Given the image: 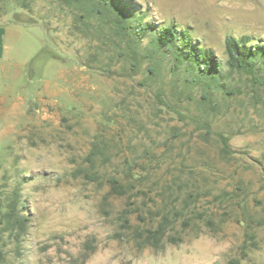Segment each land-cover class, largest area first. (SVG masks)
Masks as SVG:
<instances>
[{
    "label": "rangeland",
    "instance_id": "obj_1",
    "mask_svg": "<svg viewBox=\"0 0 264 264\" xmlns=\"http://www.w3.org/2000/svg\"><path fill=\"white\" fill-rule=\"evenodd\" d=\"M112 2L128 31L97 0H0V93L28 98L0 111V264H264V55L225 50L264 43V0ZM164 26L211 50L207 85Z\"/></svg>",
    "mask_w": 264,
    "mask_h": 264
},
{
    "label": "trees",
    "instance_id": "obj_2",
    "mask_svg": "<svg viewBox=\"0 0 264 264\" xmlns=\"http://www.w3.org/2000/svg\"><path fill=\"white\" fill-rule=\"evenodd\" d=\"M81 2L84 0H65V3L71 2ZM90 1V0H86ZM100 4V8H107L114 15L115 25L122 31H128L130 24L128 21L129 12L121 6H116L113 4L112 0H97ZM99 12H102L101 9H98ZM133 17V16H131ZM130 17V18H131ZM139 23V22H137ZM137 33L139 35H144L150 31V26L148 24H142L138 26ZM182 37L185 40L182 45L175 46L174 42L177 39V32L172 26L162 27L157 34L154 36L155 44L157 48L162 49L164 47H169L174 57V67H179L182 62L187 61L189 65L194 66L198 72V77L203 79L206 75L214 77L218 75V65L214 58L213 53L208 48L202 46H194L191 41V37L188 33L182 32ZM225 50L227 53V63L229 67L244 71L252 76H255L256 71V55H264V43H250V38L248 36H242L240 38H235L233 36H228L225 39ZM264 62V58H263ZM214 75V76H213ZM209 80H202L204 85H207ZM213 80V79H212ZM210 80V81H212ZM117 181H112V188L115 193L120 194L117 190ZM11 203L9 208H13ZM20 223V222H19ZM160 224L154 231L151 233L150 245L156 246L159 239L164 234V229Z\"/></svg>",
    "mask_w": 264,
    "mask_h": 264
},
{
    "label": "crops",
    "instance_id": "obj_3",
    "mask_svg": "<svg viewBox=\"0 0 264 264\" xmlns=\"http://www.w3.org/2000/svg\"><path fill=\"white\" fill-rule=\"evenodd\" d=\"M5 31V28L0 27V46L2 44V36H3V32ZM1 48V47H0ZM28 95V94H27ZM26 95V96H27ZM20 98V100H26L28 98H21V97H10L8 91L6 90L3 94L2 92L0 93V111L2 110V108H8L11 109L13 107H15V105L18 103V99ZM1 114V113H0ZM1 117V115H0Z\"/></svg>",
    "mask_w": 264,
    "mask_h": 264
}]
</instances>
